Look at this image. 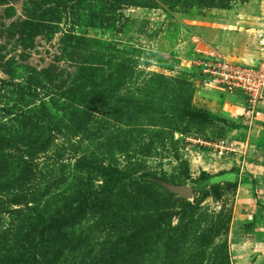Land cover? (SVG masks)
<instances>
[{"label": "rangeland", "instance_id": "374dc122", "mask_svg": "<svg viewBox=\"0 0 264 264\" xmlns=\"http://www.w3.org/2000/svg\"><path fill=\"white\" fill-rule=\"evenodd\" d=\"M212 55L264 64V0H0L1 264H264V92Z\"/></svg>", "mask_w": 264, "mask_h": 264}, {"label": "built area", "instance_id": "2783aa9c", "mask_svg": "<svg viewBox=\"0 0 264 264\" xmlns=\"http://www.w3.org/2000/svg\"><path fill=\"white\" fill-rule=\"evenodd\" d=\"M199 72L207 76L206 80L228 92L244 93L249 104H255L262 99L264 92V64L259 69L243 68L228 64L225 59L217 55L205 58L195 64ZM219 144H223L219 142ZM223 146V145H222ZM217 147V144H216ZM222 152L224 149L219 146Z\"/></svg>", "mask_w": 264, "mask_h": 264}, {"label": "trees", "instance_id": "16d2710c", "mask_svg": "<svg viewBox=\"0 0 264 264\" xmlns=\"http://www.w3.org/2000/svg\"><path fill=\"white\" fill-rule=\"evenodd\" d=\"M91 71V70H90ZM93 71V70H92ZM93 72H95V71H93ZM183 83H185V82H183ZM88 84H89V89H92V88H94V87H97V89H98V86H99V82H97L96 80H94L93 82H92V79H90V80H88ZM122 103H124V101L122 100L121 101ZM88 108V106L86 105V104H84L83 105V107L81 108L84 112H86V109ZM73 114H75V115H77V113H76V111H74V113ZM23 199V195L22 194H17L16 195V197L14 196V200H13V202L15 203V204H19V203H21V200ZM89 211V207H88V203H86V202H82L81 203V205L78 207V212L76 211V215L78 216V218H80V217H84L85 216V214H87V212ZM71 215H73V214H71ZM71 215H69L68 216V218H66V220L69 222V221H71V220H73L74 218H76V215H75V217L74 216H71ZM36 218H39V219H42L43 217L42 216H36ZM51 229V228H50ZM139 245V244H138ZM138 245H137V247H138ZM136 247V246H135ZM0 264H1V261H0Z\"/></svg>", "mask_w": 264, "mask_h": 264}, {"label": "water", "instance_id": "95a60500", "mask_svg": "<svg viewBox=\"0 0 264 264\" xmlns=\"http://www.w3.org/2000/svg\"><path fill=\"white\" fill-rule=\"evenodd\" d=\"M175 191L178 192L180 195H183L185 197H188V198L191 197V193H190V190L188 188L180 187V188H176Z\"/></svg>", "mask_w": 264, "mask_h": 264}]
</instances>
